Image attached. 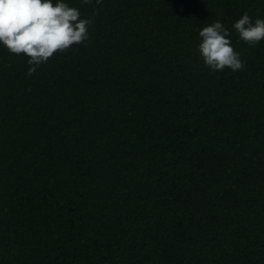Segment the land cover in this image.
<instances>
[{"label":"trees","instance_id":"1","mask_svg":"<svg viewBox=\"0 0 264 264\" xmlns=\"http://www.w3.org/2000/svg\"><path fill=\"white\" fill-rule=\"evenodd\" d=\"M90 39L0 47V264H264V0H66ZM221 21L245 61L213 72Z\"/></svg>","mask_w":264,"mask_h":264},{"label":"clouds","instance_id":"2","mask_svg":"<svg viewBox=\"0 0 264 264\" xmlns=\"http://www.w3.org/2000/svg\"><path fill=\"white\" fill-rule=\"evenodd\" d=\"M86 5H101L103 0H81ZM93 16L82 17L81 11L66 0H0V47L11 54L28 57L27 75L31 76L57 52L90 39ZM232 28L239 40L256 46L264 40V18L247 13L236 20ZM231 30L216 20L199 30L198 52L204 66L213 72L226 69L237 72L245 61L234 50Z\"/></svg>","mask_w":264,"mask_h":264}]
</instances>
